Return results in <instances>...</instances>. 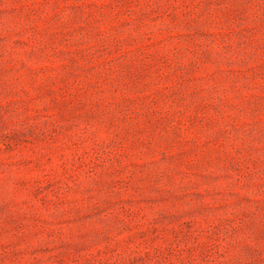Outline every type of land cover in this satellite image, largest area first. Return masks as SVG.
Segmentation results:
<instances>
[{"label": "rangeland", "instance_id": "1", "mask_svg": "<svg viewBox=\"0 0 264 264\" xmlns=\"http://www.w3.org/2000/svg\"><path fill=\"white\" fill-rule=\"evenodd\" d=\"M0 264H264V0H0Z\"/></svg>", "mask_w": 264, "mask_h": 264}]
</instances>
